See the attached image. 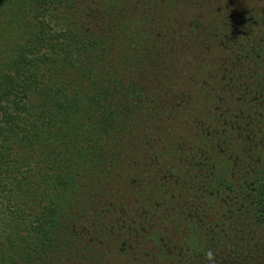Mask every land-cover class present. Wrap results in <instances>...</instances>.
I'll return each mask as SVG.
<instances>
[{"label":"trees","instance_id":"1","mask_svg":"<svg viewBox=\"0 0 264 264\" xmlns=\"http://www.w3.org/2000/svg\"><path fill=\"white\" fill-rule=\"evenodd\" d=\"M0 264H264V0H0Z\"/></svg>","mask_w":264,"mask_h":264}]
</instances>
